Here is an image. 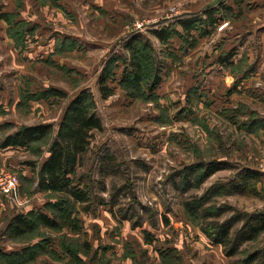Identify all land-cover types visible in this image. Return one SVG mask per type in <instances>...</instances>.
<instances>
[{"label":"rangeland","instance_id":"rangeland-1","mask_svg":"<svg viewBox=\"0 0 264 264\" xmlns=\"http://www.w3.org/2000/svg\"><path fill=\"white\" fill-rule=\"evenodd\" d=\"M211 2L0 0L1 11L16 10L19 17L34 27V35L27 36L22 48H16L0 21V103L7 104L4 113L0 114V123L10 122L14 130L22 125L47 122L53 124L55 130L67 102L77 92L87 88L94 96L95 112L102 129L93 132L90 150L80 172L89 174L88 185L93 194L102 197L106 203L117 191L113 200L116 215L111 213L108 205H97L88 213H79L82 228L78 234L65 229L60 232L40 229L55 244L57 239L70 238L72 241L68 242L81 252L84 250L82 244L89 242V264H133L128 256L122 255L128 248L137 253L146 251L142 255L144 264H161L153 247H162L165 243L177 248L182 264H230L234 258H225L219 246L210 245L197 227L184 218L181 203L202 195L219 181L225 182L243 166L261 172L256 184L259 195H224L210 203L225 204L233 210L246 212L264 208V132L245 135L216 115L222 107L245 104L264 117V51L255 39L245 40V23L244 29L237 25L239 33L230 25L218 24L209 35L198 39L193 49L183 54L175 52L179 59L162 61L164 77L155 89V103L130 98L116 81L110 83L113 91L107 98L103 99L97 88V78L105 59L114 49L124 51L121 43L129 34L186 9L210 8ZM139 25L141 27L137 28ZM56 38H70L76 47L53 54ZM149 38L156 57L165 58L164 48L154 38ZM220 42H224L226 50L236 47L234 60L243 56L245 64L254 65L246 79H238L237 91L230 94L226 91L235 83L233 74L215 65ZM51 87L66 94L58 104L34 102L27 111L14 107L19 90L35 92ZM194 88L199 97L193 96V115L175 116L176 111L189 104L187 93ZM159 105L164 108L162 114H159ZM194 115L203 126L192 121ZM107 155L111 159L102 163L99 159ZM9 156L10 163L7 161L0 167V174L17 175L22 171L31 175L26 167H18L19 161L27 155L13 151ZM213 158L229 161L233 168L218 171L196 187L183 190L173 186V182H177V173L184 167L197 160ZM100 169L105 171L100 173ZM45 200V194L36 190L34 182L24 184L19 177L18 185L0 197L2 250H19L27 244L26 239H14L3 233L5 226L13 216L38 209ZM117 210H124L127 219L120 220ZM230 214L232 210L224 216ZM162 218L168 223L165 224ZM143 231L153 235L152 245L144 244ZM106 246L111 249L105 252L101 248ZM66 260L45 253L28 264H66Z\"/></svg>","mask_w":264,"mask_h":264},{"label":"trees","instance_id":"trees-1","mask_svg":"<svg viewBox=\"0 0 264 264\" xmlns=\"http://www.w3.org/2000/svg\"><path fill=\"white\" fill-rule=\"evenodd\" d=\"M232 2L238 3L237 0ZM232 10L230 5L220 2L202 11L178 14L149 24L143 30H135L121 43L123 52L114 49L105 59L97 78L101 97L104 99L112 94L110 83L116 81L117 86L130 98L155 103V89L164 77L162 61L179 59L175 52L183 54L193 49L198 39L209 35L221 21L234 20L240 9L236 14H233ZM18 17L19 12L16 10L0 12V20L6 24L5 34L14 41L16 48H22L27 36L34 35V27ZM149 36L164 48L162 51L165 58L156 57ZM223 45L224 42L218 44L220 51L215 64L233 74L235 83L226 91L230 94L237 91L238 79H246L253 68L252 65L245 64L246 58L243 56L239 60L233 59L235 46L230 50H223ZM75 47V42L70 38H56L53 54L71 51ZM238 76L239 78H236ZM65 96L63 90L52 87L35 92L19 90L15 108L27 111L30 104H41L42 101L58 104ZM193 96L199 97L196 95V88L188 91L189 104L176 111L175 116L193 115ZM3 109L0 106V114L4 113ZM158 109L159 114L164 112L160 105ZM95 110L94 96L89 89L84 88L67 102L55 130L53 124L47 122L22 125L14 130L10 122L0 125V149L11 148L27 155V158L19 161V166L26 167L31 175L27 176L18 171L17 176L24 184L34 182L36 190L43 192L46 197L38 209L32 208L17 214L8 221L3 233H8L14 239H26L27 244L10 252L0 248V264H28L35 261L39 254L45 253L56 259H67L66 264H89V242L82 244L84 250L81 252L73 243L68 242L72 241L70 238L57 239L56 245L49 236L43 235L40 229L53 232L65 229L67 232L78 234L82 228L79 213H88L97 205H108L111 213L116 215L113 200L117 191L112 194L110 202L106 203L102 197L93 194L91 186L88 185L89 174L80 172L84 158L90 150L93 132L102 129ZM216 115L245 135L264 132V117L245 104L222 107L217 110ZM191 119L203 126L196 115ZM110 159L107 155L99 160L105 163V160ZM229 168H233L229 161L215 158L208 161L197 160L177 173V182L174 181L173 186L183 190L196 187L218 171ZM105 169H100V173ZM261 175L256 169L243 166L234 171L225 182L219 181L202 195L193 196L181 203L184 218L197 227L210 245L219 246L225 258H234L230 264H264V208L246 212L235 208L233 210L225 204L216 205L210 202L216 197L231 194L258 196L256 184ZM230 210L232 214L224 216ZM123 211L117 210L120 220L127 219ZM162 220L165 224L168 223L166 218ZM33 239L36 240L31 241ZM143 240L144 244L152 245L153 235L143 231ZM165 244L162 247H153L160 263L182 264L177 248ZM57 249L63 256H60ZM101 249L106 252L111 247ZM144 253L146 251L137 253L128 248L122 255L128 256L133 264H144Z\"/></svg>","mask_w":264,"mask_h":264},{"label":"crops","instance_id":"crops-1","mask_svg":"<svg viewBox=\"0 0 264 264\" xmlns=\"http://www.w3.org/2000/svg\"><path fill=\"white\" fill-rule=\"evenodd\" d=\"M214 1L215 0H212L210 7H214L216 5V4L213 5ZM237 1H238V3H235V4L232 2V0L222 1L225 4L230 5L232 7V9H233L232 13L233 14H236L239 9H240V13L236 17L234 16L235 21L234 20L229 21L227 19V20L221 21L219 24L225 23L227 25H230V28L236 29V33H239L240 27L237 25L243 26V29H244V23H245L246 24V27H245L246 32L245 33H247V34H245L246 35L245 40L246 41H252L253 39H255L257 42L260 43L261 50L264 51V0H237ZM205 8L201 9V10H197V11L205 10ZM12 11H13V9L6 10V11L5 10L1 11V9H0V12H12ZM190 12H195V11H188V9H186V10H183L180 14L190 13ZM18 18L24 20L23 17L22 18L18 17ZM0 21L4 24V26H5L4 30H5L6 29L5 22L2 20H0ZM247 30H250V31H247ZM224 47H225V45H223V50H226ZM217 66L221 67V65H217ZM252 67H254L253 64H252ZM6 105L7 104L3 101H2V103H0V106L3 108L6 107ZM14 107H15V105H14ZM1 124H2V122L0 123V125ZM13 151H15V150H13L11 148L0 149V167L2 165L7 164V161L10 163L9 159L11 157L9 156V154ZM18 167H19V165H18Z\"/></svg>","mask_w":264,"mask_h":264},{"label":"built area","instance_id":"built-area-1","mask_svg":"<svg viewBox=\"0 0 264 264\" xmlns=\"http://www.w3.org/2000/svg\"><path fill=\"white\" fill-rule=\"evenodd\" d=\"M141 25L137 26L140 28ZM18 185V177L11 172H4L0 174V197L10 193Z\"/></svg>","mask_w":264,"mask_h":264},{"label":"water","instance_id":"water-1","mask_svg":"<svg viewBox=\"0 0 264 264\" xmlns=\"http://www.w3.org/2000/svg\"><path fill=\"white\" fill-rule=\"evenodd\" d=\"M222 1H224V0H215L213 5L218 4V3L222 2Z\"/></svg>","mask_w":264,"mask_h":264}]
</instances>
